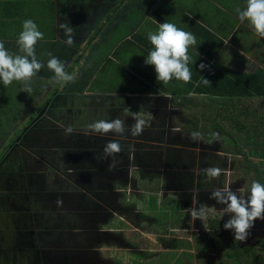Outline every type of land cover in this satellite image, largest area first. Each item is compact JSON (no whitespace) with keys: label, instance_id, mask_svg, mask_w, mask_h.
<instances>
[{"label":"crops","instance_id":"0c3cea01","mask_svg":"<svg viewBox=\"0 0 264 264\" xmlns=\"http://www.w3.org/2000/svg\"><path fill=\"white\" fill-rule=\"evenodd\" d=\"M155 1L151 0V3H147L143 9H132L124 19L117 20L114 18L116 25L110 32H117L120 38L113 34L112 39L108 38L107 43L100 45L107 47L109 50L104 56L98 55L97 58H92L91 56L95 52H91V70L82 72L81 81L90 82L91 85L88 84L87 88L90 87L92 90L88 92L76 91V95L83 97L86 95V97H84V101L80 99L78 106L82 103L83 108H80L77 125L73 128L87 129L88 124L98 120L111 121L116 118H122L121 120L126 122L127 115L125 116V108L128 107L129 110L132 109L131 112L141 114L146 120L154 118L155 121L156 117H160L161 120L157 124H153L154 121L150 123L153 127L160 126L165 128L164 131L158 134V137L150 140L143 132L142 134L147 138L145 140L139 139V137L131 135V132H129L128 136L131 135L138 139L136 143L133 139H127V141L123 142L121 137L125 132L119 134V136L110 135L106 139L100 138V142L96 138L93 139L91 136L83 135L84 142L80 143L81 145L78 144L75 149L73 148V141L68 142L63 137V148L57 150H63L64 154V144L68 142V145L70 144V148H72L70 151L76 150L77 153L73 155V161H75L73 164L67 156L69 167L62 166L66 170L63 172L62 168L61 175L58 177L61 180L60 192H63V183L65 185L75 184L77 188L74 201L76 206H86L88 208L90 205L91 208H98V213L103 215H101L102 217L91 215L92 218L89 219L90 215L86 214V219L89 221L82 220V222L86 223L85 226L77 228L71 235H63V224L60 222L63 218L60 217V220L56 221L58 215L54 213H50L47 217L43 218V213L36 220L37 224L41 218H43V223L46 225L51 221H54V225L58 224L53 227L51 225L50 230L53 229L54 231L50 232V236L44 235L41 240L35 241L36 239L33 240V236H36V233L28 237H13V234L9 232L8 238L5 237L3 240H0V264H45V251L54 249V246L62 247L64 238V242L85 248L82 250L84 251V257H92L90 264H179L176 257L178 256L176 254L178 246L175 247L178 244L175 240L186 241L188 239L191 242V239L186 238L183 231L192 230V228L197 231L202 230L196 229L198 222L197 220L193 221L190 213L187 211L192 206L194 190L199 189L198 200L205 205L210 199L211 190L223 187L227 183L226 181H221L219 176L218 181L217 178L212 179L210 182L206 180L200 181L199 185L197 184L195 188L190 189L186 188L185 184H183L184 175L189 173L186 171L190 167H193L194 173L199 174L198 171L204 169L205 163L208 164L207 167L217 166L211 162L213 159L216 161L220 160L223 163H219L217 166L222 169L226 163L217 155V153H221L218 150L215 155L211 152L210 158L200 157L201 153L198 154L199 157H195V153L197 154L198 152L196 151V147L193 146L204 145V141L209 143V138L213 133L215 125H212V123H200L202 119L195 117L193 113L206 114L208 111H211L213 99L217 95L221 96V94H225L226 91L217 83H214L209 88L206 86L202 88L201 85V90L197 86L199 79L194 78L193 75L188 83L173 78L165 85L163 82L156 80L155 67L145 64V58L153 47L147 38V33L149 31L155 32L158 28V23L165 21L174 23L176 19H169L163 13V9L172 5L170 3H165L163 8H154L152 10V4ZM53 3V10L56 12L55 16L58 15L63 19V12H61L63 0H53ZM115 4L112 5L111 9L107 10V19L108 13L115 9ZM200 4L201 6L199 7L204 11L203 14L212 13L213 11L216 13L218 8L220 13L223 9L225 22L230 24V28L228 26L223 31H217L214 26L212 27L209 24L210 19H207L205 22L201 20L205 28L209 29L205 31L206 34L212 33L214 36L209 40L208 44L210 57L206 56L204 58L211 64L218 62L225 67H230L239 72H254L259 66H264V37H258L252 31L247 21L241 23L236 13L234 11H227L226 8L228 7L232 10L236 7L243 8L246 6V0H223L220 4H218L217 0H201ZM221 4H225V7ZM173 7L181 9L183 6L175 3ZM138 9L143 10V17L136 12ZM37 10L38 14L41 11H46L44 6H39ZM148 10H152V12H149L147 15L146 12ZM176 11L180 12L178 9ZM116 13L117 11L112 13V16L115 17ZM110 18L112 19L111 16ZM5 19H7L6 16ZM195 20L198 21L196 18ZM120 21L122 22L120 23ZM133 21H139V24L136 27H132ZM120 26L123 29H120ZM54 27L55 38H52L53 48L43 53V63L51 58L49 53L59 59H64V54H67L62 45L56 42L63 43L62 40H59L61 36L56 39L58 28L56 24H54ZM187 32L192 33L190 29ZM192 34L196 37L194 31ZM17 39L18 37L7 38V40L5 39V43H7L6 45H12L10 48H15L18 47ZM252 41H256V44H259L257 51L248 49ZM40 43L41 40L37 42L35 49ZM56 46L57 49L54 51ZM189 50L195 54L199 53L198 56H204L196 47ZM73 53H75V50ZM224 53H228L230 59L221 60L217 58V56L228 58V56H223ZM79 55L81 54L79 53ZM243 55L246 57L244 61H242V58L234 59V56ZM70 56L67 62L70 60ZM77 59L78 57L76 56L75 60L77 61ZM222 84L226 85L224 82ZM57 92H59L60 96L63 95V88L58 89ZM102 97L108 99V102L103 105L101 104ZM183 97L187 99L182 104L180 101H182ZM187 104L191 108V113L185 109ZM87 107H90V109L84 111ZM98 107H100V111H98ZM93 109L96 111H93ZM158 111L160 113L157 115ZM60 113L59 117L63 118V107ZM150 113L153 116L148 117ZM84 115L87 118L86 121H83ZM192 116L195 119L191 121ZM195 120L199 121V124H197L199 126L195 124ZM36 121L32 122V124L36 123ZM184 122L188 123L185 124ZM26 124L28 122L24 125ZM191 127H194L201 134L202 139L195 141L191 139V133H193L189 131ZM174 129L176 130L174 131ZM92 136L95 137L94 135ZM220 139L221 141L225 140L221 137ZM109 141L119 142L121 151L112 156L104 157L103 148ZM135 144L144 146L145 149L136 147ZM98 146L99 148L96 150V153L92 154L99 155V163L93 162L95 155L87 157L88 154L82 153L83 151L81 152L77 149L82 147L96 149ZM28 156V159H32L35 165V169L27 175V183L31 188L32 185L43 183L39 181L42 171L36 170V167L37 164L44 166L45 164H43L44 158L40 160L34 154H29ZM55 158H52L51 162H54ZM189 160L191 162L197 161L198 163L196 165L191 164ZM113 162H115V167H110ZM50 168L51 165L49 164L47 170L50 171ZM72 171L76 174H83L84 184L81 187L78 184L83 178L77 175L75 179H72L68 175ZM93 171L100 174L103 183H95L93 185L94 192L92 195L91 186L87 185L91 180H86V177ZM53 177L56 178L55 175ZM108 177L109 179L105 183ZM34 179L37 182H32ZM187 182L189 181L187 180ZM230 187L235 191L232 186ZM189 189L190 191L186 195L185 192ZM43 196L47 198L49 193L46 192ZM62 196L61 194V200ZM221 215L220 210L214 211V216ZM82 217H84L83 214ZM211 219L213 218H209L208 220ZM181 223L183 224L181 225ZM85 228H87L85 230L88 233L87 235H84L83 232ZM57 231L61 233L60 236L56 233ZM133 236H141L138 241H140L139 245H143L142 248H137L134 245L136 239ZM193 237L192 233L191 238ZM82 238H85L83 245L80 243ZM146 239L153 240L155 246H158V242H161L162 246L166 244L167 248L171 249L169 258L172 259V255H174V258L165 261L167 257H163L165 255L160 253L163 249H153L155 246L152 249L146 247L144 245ZM168 240L173 241L172 247L169 245ZM149 253L154 254L152 260H148ZM189 261L190 258L189 260L186 259V264H191ZM67 262L70 261L68 260Z\"/></svg>","mask_w":264,"mask_h":264},{"label":"rangeland","instance_id":"374dc122","mask_svg":"<svg viewBox=\"0 0 264 264\" xmlns=\"http://www.w3.org/2000/svg\"><path fill=\"white\" fill-rule=\"evenodd\" d=\"M150 1L151 0H63V5L65 6V10L63 11V19H61L58 15L54 16V24H56L58 28L56 39L61 36L59 40H63V43H65V41L67 40V36L64 34L63 29L59 28V22H64L66 20L69 25L74 28V43L71 46H66L68 48L66 49L67 54H64L65 58H61L60 60L66 63L71 54L70 60L65 64V71L67 70L66 72L76 76L75 82L65 84L63 82L55 81L54 79H52L54 73L47 68V61H45V63H43L42 61L43 53L45 51L47 52L48 49L51 50L53 48L52 40L55 38V27L53 28V26H49L48 22L46 21H41V25L38 26L39 31L43 33V39H41V43L35 49L38 60L41 61L45 66L36 76L32 78L31 93L22 91L23 84L20 81H13L6 87L2 82H0V151L4 146L11 144L10 141L15 136L14 133H11V129H13L14 127L20 129L26 122H29L31 120L29 124H27L24 128H26L28 125L30 126V123L35 119V117H37L38 113L40 114L36 118V123L31 124L32 126L28 128L23 136L18 137L17 140L15 139L14 141H12L11 146H9L7 150H4L0 154V240H3L5 237L8 238L9 232L13 234V237H28L36 233V236H33V240L36 239L35 241L41 240L44 235L50 236V232L54 231L53 229L50 230L51 225L52 227L58 225H54V221L49 222L48 225L43 223V218L47 217V215H49L50 213L58 215L56 221H59L60 217L63 218V220H60V222L63 224V235H71V233H74L77 228L85 226L86 223L82 222V220L89 221L88 219H86V214L90 215L89 219L92 218L91 215L102 217L101 215L103 214L98 213V208H91L90 205L88 208H86V206H76L74 202L75 191L77 189L75 184L65 185L63 183V192H60L61 180L58 177L61 175L63 165L69 167L67 156L69 157L72 164L75 162L73 161V155L76 154L77 151H70L72 148H70L71 145H68V142L76 141L78 144H80L81 141L84 142L83 135L88 137L91 136L93 139L96 138L97 141L100 142V138L106 139L108 138L107 136H119V134L114 132L98 134L92 133L85 128H77L74 129V132L72 134L66 135L61 125H63L64 127L68 125L76 127L77 125L79 110L80 108H83L82 103L80 106L78 105L80 103V99H83L84 101V97H86V95L84 97L76 95V91L78 90L79 92H88L89 90H92L90 87L87 88L88 84L91 85L90 82L86 83L81 81L82 72L91 70V52H95L91 57L97 58L98 55L104 56L107 51H109L107 47H103L100 45L107 43L108 38L112 39L113 32L110 31L116 25V21L114 20V18H116L117 20H121V18L124 19L126 18V16H128L132 9H143ZM176 1L156 0L152 4V10H154V8H163L165 3H170L173 6L175 5V3L179 4V1ZM114 3H116L115 5L117 6V13L115 14V17H112V19H107L106 11L109 10V8L111 9ZM195 6H201V4L198 3L197 5L190 6L189 8H193ZM142 9H138L136 11L141 17H143L144 15ZM177 9L180 11L179 7H177ZM101 10L103 11L101 12ZM152 10H148L146 12L147 15L149 12H152ZM175 14H178V12L175 11ZM182 15L183 14H179V16ZM167 18L169 17L167 16ZM97 19L101 20L102 23H96ZM121 22L122 21H120V23ZM117 36L119 37L120 35ZM6 40L4 39L0 41H3L5 43ZM56 42L60 43L58 41ZM256 43V41H252L248 49L257 51V48H259V44ZM6 44L7 43H5V47L9 50V52H19V47L14 46L15 48H10V46L12 45ZM56 49L57 46L55 47L54 51H56ZM69 49L75 50V53H69ZM79 53L81 55H79ZM78 55L79 57L77 61H75V57ZM223 56H228V53H224ZM217 58L224 60L230 59V56H228V58L217 56ZM240 58H242V61H244L246 57H244V55L238 57L234 56V59ZM61 88H63V95L60 96L57 90ZM49 100H51L49 105L47 107H44L45 103ZM101 102V104L103 105L104 103L108 102V99L106 97H102ZM62 107L63 118L59 117ZM42 108L44 109V111L40 113ZM89 109L90 107H87V109H84V111H87ZM185 109L187 112L191 113V108L188 104L186 105ZM125 110V116L127 115L126 122L124 121L125 129H128L129 131L125 130V133L121 137V139L123 140V142L125 140L127 141V139H133L136 143L138 141L136 137L131 136L132 134L128 136L130 127L134 123V120L131 117V114L133 112H131L132 109L129 110L128 107H126ZM93 111L96 110L93 109ZM98 111H100V107H98ZM159 113L160 112L158 111L156 114L158 115ZM222 114L224 115L232 113L228 111H222ZM15 115L18 117H15ZM151 116L153 115L150 113L148 117ZM6 118L12 120L14 127L10 126L9 129H6ZM244 118V115H242L238 117L235 122L237 123L239 121H243ZM151 119L149 121L152 123V121H154V118ZM156 119L158 120L156 121ZM156 119L153 124H157L161 120L160 117H156ZM203 119L206 118H202V121ZM86 120L87 118L84 115L83 121ZM151 123L143 131L144 135L149 140L158 137V134L162 133L165 129L160 126L153 127ZM184 123L187 124L188 122ZM195 124L197 125L199 123L196 121ZM217 132L220 134V137L222 139L224 138L225 140L221 141L220 139V142L215 141L216 138L214 134ZM238 134H242V131L234 128L232 121H227L226 131H223L220 127L218 128V126L216 125L213 129L211 137L209 138V143L204 141V145H194L193 147H196V151L198 152L197 154L195 153V157L198 156L199 153H201L200 157L210 158L211 152L213 155H215L217 153V150L220 151L221 153H217V155L226 163V165H223V169L225 170V172L220 175L221 181H226L227 185L232 186L238 196L240 194L247 196L249 194L248 188L252 181V171H249V173L247 174L245 169H243L246 162L242 160V155H234L232 152H228L227 150H225L226 147L231 148L234 146L233 140L231 139L230 135L236 137ZM92 135H94L95 137H93ZM144 135L141 133L136 136L139 137V139L145 140L147 138ZM63 137H65L68 141L64 144V154L63 150H57L63 148ZM17 142H19V144L16 146L15 144ZM135 146L145 149L144 146H138L136 144ZM98 148L99 146L96 147V149H89V147H82L77 149H79L81 152L83 151L82 153L88 154L87 157L95 155V157L93 156V162L99 163V155L92 154L94 152L96 153V150ZM79 150L78 152L80 153ZM21 153H27L31 155L34 154V156L39 157L40 160L44 158L43 164H45V166L42 164H37L38 171H41L42 169L44 170V172L41 174V177H39V181H42L43 183L32 185V187L30 188V185L27 183V175L30 172V168L27 165L26 161H23V166L19 165V160L21 159H19V155ZM5 157H8L10 159L2 162ZM52 158H55L54 162H51ZM15 159L18 160V162ZM249 160H251V163H256L259 169L264 171L263 155H250ZM14 162H16L17 164L15 165ZM211 162L216 164L217 166L219 163H222L220 160L216 161L215 159H213ZM190 163L196 165L198 162L190 161ZM49 164L51 165L50 171L47 170ZM207 166L208 164L205 163L203 168H208ZM64 170L66 169L63 168V172ZM186 172H189L184 175L185 179L183 184H185L186 188L193 189L197 184L199 185L200 181L205 180L204 175H201V171H198L199 174L194 173L193 167H190ZM54 175L56 176V178L53 177ZM68 175H70L72 179H75L77 175L81 176L82 178L84 177L82 173L76 174L73 171L72 173H68ZM108 179L109 177L105 180V183L108 181ZM86 180H91V182H89L87 185L91 186L92 195L94 192L93 185L95 183H103L102 177L96 171H93L90 175H88V177H86ZM187 180L189 182H187ZM32 182H37V180L34 179ZM83 184L84 178L79 181L78 185L79 187H81V185ZM190 189L185 192L186 195L188 194ZM238 189L242 190L241 193L237 191ZM46 192L49 193V196L47 198H44L43 195ZM61 194L63 195L62 200ZM58 201H60V203H58ZM205 205H207L206 207L208 209L206 220L202 222L200 219H196L198 222L196 229L202 230L197 231L192 228V230L190 229L183 231V234H185L186 238L191 239V242H189L188 239H186V241L175 240L178 244L175 247L178 246V249L176 250V254H178V256L176 257L179 261V264H186V259L189 260V258V262L191 264H216L219 261L218 255L222 253V250L224 248L228 250V248L236 245V243L234 242H238L231 237V235L234 233L226 230L224 228V225L222 226L223 231L220 233L218 229H215V227H212L210 225L211 220H208L209 218H213L218 219L223 223L226 222L229 219V216L227 214L224 215L221 212V216H214V211H221V209L226 205L218 204L214 199H209ZM102 210L104 211V209ZM43 213V218H41V220H39V223L37 224L36 220ZM82 214L84 215V217H82ZM182 224L183 223H181V225ZM86 229L87 228L83 229L84 235L88 234L87 231H85ZM249 232L250 234L246 239L247 243H251L259 237H264V220L257 219L254 222V226L249 230ZM56 233L59 236L61 235L59 231H57ZM192 233L194 235L193 238H191ZM219 236L221 237L220 239ZM216 237H218L217 242L220 243L218 249L215 248L216 250H214L211 247L203 245L202 242L204 241L212 244L213 239ZM133 238L136 239L134 245L137 248H142L143 245H139L140 241H138L141 236H133ZM231 240L234 242H231ZM64 241L65 238L63 240L62 247L59 248L58 246H54V249L45 251V264L91 263L92 257H84V251L82 250L85 248H80L77 245H72V243H67ZM84 242L85 238H82L80 240V243L83 245ZM153 243V240L146 239L144 245L152 249L153 246H155ZM158 243V246H155L153 249H163L160 253H163L165 255L163 257H167L165 258V261L172 260L174 258V255H172V259L169 258V252L171 251V249L167 248L166 244L165 246H162L161 242ZM168 243L171 247L174 244L172 240H168ZM68 260L70 262H67Z\"/></svg>","mask_w":264,"mask_h":264},{"label":"clouds","instance_id":"9594fccd","mask_svg":"<svg viewBox=\"0 0 264 264\" xmlns=\"http://www.w3.org/2000/svg\"><path fill=\"white\" fill-rule=\"evenodd\" d=\"M234 12L241 23L247 21L258 37H264V0H246V6L243 8L236 7ZM59 28L63 29L64 34L67 36L65 43L71 46L74 43V28L66 20L59 22ZM147 38L153 47L145 58V64L155 67L156 80L163 82L165 85L173 78L184 83L190 82L192 73L189 63L192 62V57L189 55V49L195 47L196 37L192 33L177 27L176 24L165 21L158 23L155 32L149 31ZM41 39H43V33L39 31L37 24L31 19H25L22 22V31L17 39L19 52H9L5 47V43L0 41V82L5 87L13 81H20L23 84L22 91L31 93L32 78L45 66L38 60L35 52V45ZM1 40H4V38ZM49 56L51 58L47 61V68L54 73L52 79L65 84L75 82L76 76L65 71L64 62L52 56L51 53H49ZM198 67L200 70H204L209 68V65L201 62ZM202 83L210 85L211 81L204 77ZM131 117L134 120L130 127L132 135L141 134L149 126L150 121L143 118L139 113L133 112ZM87 129L98 134L108 132L123 134L125 132V122L119 118L111 121L98 120L88 124ZM64 132L66 135H70L74 132V128L68 125L64 127ZM23 135V132H21L19 137ZM214 135L216 141L220 142V134L217 132ZM191 139L195 141L202 139V137L199 132H193L191 133ZM18 144L19 142L15 145ZM120 151V144L117 141H109L103 148L104 157L112 156ZM110 167H115V162ZM201 171L207 182L225 172L224 169L216 166L204 168ZM237 191L241 193L242 190L238 189ZM198 193L199 189H195L192 196V206L187 211L193 221L200 219L204 222L208 215V209L199 202ZM209 198L214 199L218 204L226 205L221 209L224 215L229 216V219L224 223V228L232 230L235 240L245 241L250 234L249 230L254 226V222L257 219L264 220V184L258 181H252L247 196L242 194L238 196L230 185L226 184L223 187L212 189Z\"/></svg>","mask_w":264,"mask_h":264},{"label":"trees","instance_id":"16d2710c","mask_svg":"<svg viewBox=\"0 0 264 264\" xmlns=\"http://www.w3.org/2000/svg\"><path fill=\"white\" fill-rule=\"evenodd\" d=\"M200 1L201 0H179V4L183 7L178 14H175L177 9L172 5L163 9V13H165L169 19H176L174 24H176L177 27L186 31L190 29V31L192 33L194 31V34L196 35L197 43L195 47L204 56H198L189 50V55L192 57V62L189 63V68L193 77L199 79V84L197 86L200 89L201 85L202 88L205 86L209 88L213 86L214 83H217L226 91L225 94H221V96L217 95L213 99V105L211 111L207 112L208 114H193L197 118H206L203 119V121H200V123H212V125H217L218 128L220 127L223 131L227 130V121H232L233 127L242 131V134H238L236 137L230 135L234 146L231 148L226 147L225 150L232 152L234 155H242V160L246 162L243 169H245L247 174L249 171H252V181L255 180L264 184V171L260 170L256 163H251V160H249L250 155L253 154L264 156V66H259L254 72H239L230 67H225L218 62L211 64L206 58H204L206 56L210 57L208 44L209 40L214 36L212 33L206 34L205 31L209 29L205 28L203 25L204 23H202L201 20L205 22L207 19H210L209 24L212 27L214 26L217 31H223V29H226L228 26L230 28V24L225 22V13L223 9L220 13L218 8L216 13H214V11L212 13L207 11V14H203L204 11H202L199 6L189 8L190 5H197ZM217 2L220 4L223 0H217ZM149 3H151V1ZM221 5L225 7V4ZM39 6H44L46 11H41L38 14L37 9ZM53 6V0H0V39L18 37L19 33L22 31V22L25 19L33 20L37 26L41 25V21H46L49 26H53L54 28V16L56 12L53 10ZM114 7L115 9L108 13V19L110 16L113 17L112 13L116 11L117 6ZM226 8L227 11H234L231 8ZM64 10L65 6L63 5L61 12ZM102 11L103 10H101V12ZM179 14H183V18L182 16H179ZM5 16L7 19H5ZM195 18L199 22L196 21ZM211 22L213 23L211 24ZM96 23H102V21L97 19ZM138 24L139 21H133L132 27H136ZM120 29L123 28L120 27ZM113 34L116 36L119 35L117 32H113ZM118 38H120V36ZM60 44L65 50L68 49L66 43L60 42ZM73 51V49H69V53H73ZM77 57H79V55ZM201 62L209 65V68L200 70L198 65ZM204 77L211 81L210 85L202 83ZM223 82L226 83V85L222 84ZM186 99L187 98L183 97L180 103H185ZM222 111H228L232 114L223 115ZM242 115L245 117L243 121L236 123L235 121L237 118ZM15 117L18 116L15 115ZM194 119L195 118L192 116L191 121ZM5 124L6 129H9L10 126L14 127L12 120L9 118L5 119ZM10 131L15 135L10 141L12 144V141L19 137L22 129L14 127ZM189 131L197 132L194 127L189 128ZM11 144L4 146L0 151V154L4 150H7ZM16 161L18 162V160ZM14 163L15 165L17 164L16 162ZM19 165H21V163ZM251 183L248 188L249 192ZM224 223L218 219H211L210 221V225L215 227V229H218L220 233L223 231L222 226ZM228 231L232 232V230ZM231 237L234 239V234H232ZM220 238L221 237L219 236V239ZM217 239L218 237L214 238L212 244L207 241L202 243L203 245L216 250L220 244L217 242ZM231 242L234 241L231 240ZM234 243H236L235 246L228 248V250L225 248L222 250V253L218 255L219 261L216 264H264V237H259L251 243H247L246 240L244 242L238 241ZM153 255L154 254L149 253L148 260H152Z\"/></svg>","mask_w":264,"mask_h":264},{"label":"flooded vegetation","instance_id":"af4514ba","mask_svg":"<svg viewBox=\"0 0 264 264\" xmlns=\"http://www.w3.org/2000/svg\"><path fill=\"white\" fill-rule=\"evenodd\" d=\"M49 105V103H48V101L45 103V105H44V107H47ZM42 111H44V109L42 108V110L40 111V113L42 112ZM39 114V113H38ZM36 121V120H35ZM27 125V124H26ZM26 125H24L23 127H22V132H23V134H25V132L28 130V126L26 127V128H24ZM30 126H32V125H30ZM38 135V134H37ZM83 143V141H81V144ZM77 145H78V143L76 142V141H73V148L75 149V147H77ZM53 150V149H52ZM72 151H75V150H72ZM29 154H27L26 153V155L25 154H20V163H21V165L23 166V161H26L27 162V165L29 166V168H30V171H33L34 169H35V165H34V162L32 161V159L31 160H29L28 159V156ZM7 159H10V158H8V157H5L4 158V160H2V162H4V161H6ZM31 164H32V167H31ZM36 170H37V167H36ZM42 171V173L44 172V170L42 169L41 170Z\"/></svg>","mask_w":264,"mask_h":264},{"label":"water","instance_id":"95a60500","mask_svg":"<svg viewBox=\"0 0 264 264\" xmlns=\"http://www.w3.org/2000/svg\"><path fill=\"white\" fill-rule=\"evenodd\" d=\"M39 115H40V114H39ZM39 115H38V116H39ZM38 116H37V117H38ZM37 117H36V118H37ZM36 118L33 120V122L36 120Z\"/></svg>","mask_w":264,"mask_h":264}]
</instances>
